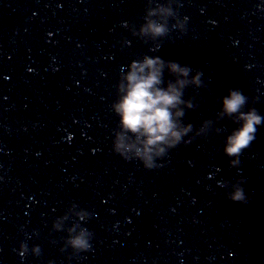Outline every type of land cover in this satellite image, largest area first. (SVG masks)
<instances>
[{
    "label": "water",
    "instance_id": "95a60500",
    "mask_svg": "<svg viewBox=\"0 0 264 264\" xmlns=\"http://www.w3.org/2000/svg\"><path fill=\"white\" fill-rule=\"evenodd\" d=\"M145 57L203 74L177 121L192 130L153 170L113 150L135 141L112 106ZM232 89L264 117V0H0V264H264V122L230 167Z\"/></svg>",
    "mask_w": 264,
    "mask_h": 264
},
{
    "label": "clouds",
    "instance_id": "9594fccd",
    "mask_svg": "<svg viewBox=\"0 0 264 264\" xmlns=\"http://www.w3.org/2000/svg\"><path fill=\"white\" fill-rule=\"evenodd\" d=\"M171 15V10H167ZM180 28L186 31L185 23ZM145 34L151 33L153 37L163 36L167 28L164 24L149 21L141 30ZM169 69L175 77V83L168 82L167 87H162V74L164 68ZM192 69L181 66L178 62H165L161 58L145 57L143 63H132L131 71L124 78L126 84L119 85L120 96L118 102L113 104L114 113L119 117V125L123 133H131L135 141L125 142V135H118L113 142V150L125 160L131 158L127 155L134 152L136 160L140 161L146 170H153L159 165L155 157H162L167 150L176 148L182 143V137L192 130V125L181 127L177 121L184 115L180 107L191 108L193 105L182 100L184 89L189 85L201 86L202 73L196 71L191 80L188 79ZM247 97L238 89L229 90V94L223 98V115L236 116L233 123L239 126L227 137L224 154L230 158V167L237 168L240 164V156L255 139L257 126H261L264 117L255 109L244 113L241 109L246 104ZM187 145V142H184ZM244 180H237L232 185L233 191L227 195V199L241 204L249 202L242 185ZM219 187H228L227 182L221 181ZM74 229H69L67 246L73 250L75 256L91 250L92 233L86 228L78 235L73 236ZM26 251L27 246L21 244Z\"/></svg>",
    "mask_w": 264,
    "mask_h": 264
}]
</instances>
